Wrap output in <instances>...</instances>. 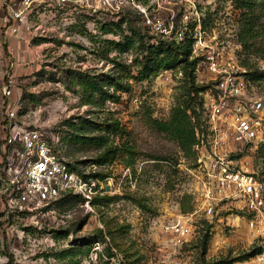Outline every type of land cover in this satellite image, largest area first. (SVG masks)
<instances>
[{"label":"rangeland","instance_id":"obj_1","mask_svg":"<svg viewBox=\"0 0 264 264\" xmlns=\"http://www.w3.org/2000/svg\"><path fill=\"white\" fill-rule=\"evenodd\" d=\"M39 2L32 3L29 9L33 10L30 16L33 22H42L44 26L50 23L59 33L47 40L53 46L43 52L44 62L16 82L12 65L0 62V264H215L236 260L257 248L264 249V235H257L250 228L251 215L224 204L213 219L196 212V192L200 187L193 175L196 158L186 157L174 141L151 127L150 119H169L183 85L180 69L163 71L147 81H132L131 93L123 94L120 103H107L105 112L99 113H95L99 109L81 105L79 88L69 90L67 86L69 71L81 69L100 75L112 68L103 59L104 44L120 37L113 33L104 35L103 28L123 17L137 28L142 27L143 16H138L140 11L135 6L143 3L137 0ZM195 2L197 10L206 14V18L211 17L209 27L216 28L225 41L234 44L238 60L247 72H264V45L256 47L254 52L242 53L239 43L242 18L232 2ZM23 3L29 8L25 0ZM167 7L169 10L162 13L166 23L171 16L180 18L184 14L179 6ZM10 11L11 15L13 10ZM1 22L2 19L0 25ZM196 77L199 86H207L208 77L203 68L197 66ZM11 81L14 82L12 95L20 99L14 123L24 129L42 130L62 156L80 171L89 168L93 173L96 167L92 161L97 156L93 149L71 139L77 134L72 125L80 123V118L98 123L110 112L130 133L129 142L136 152L134 162L126 156L100 171L110 176L99 181L111 187L109 194L104 195L113 198L111 202L93 205V212L74 196L61 198L50 209L29 210L7 205L11 189L6 183L2 148L10 131L7 106L11 100L5 96L4 89ZM254 84L255 93L264 99V80ZM199 129L203 130V126ZM241 158L249 161L256 172L264 171V156L259 150L246 149ZM128 161L133 162L129 167ZM138 202L145 207H140ZM182 203L188 210L193 207V211L184 214ZM179 223L189 225L192 230L188 243H178L179 237L172 230ZM99 231L107 235V242H97ZM207 232L210 240L205 248L203 238ZM73 246L81 248L76 257L62 260V252ZM254 259L236 264L252 263Z\"/></svg>","mask_w":264,"mask_h":264},{"label":"built area","instance_id":"obj_2","mask_svg":"<svg viewBox=\"0 0 264 264\" xmlns=\"http://www.w3.org/2000/svg\"><path fill=\"white\" fill-rule=\"evenodd\" d=\"M25 4L29 2L25 0ZM167 6H179L184 14L180 18L173 15L166 23L162 13L169 10ZM135 7L143 16L144 26L154 35L177 43L190 42L191 58L198 59V67L208 77L207 90L201 94L204 131L202 135L198 133L199 143L194 148L193 175L200 186L196 212L213 219L221 205H230L251 215L250 228L263 236L264 171L256 172L241 154L246 149L255 152L264 144V99L255 93V84L239 62L234 44L225 41L216 28L205 26L206 14L197 10L195 0H150L147 5ZM2 22L22 39L21 28L28 25L29 18L24 12L13 10ZM13 86L11 81L4 89L11 100L7 106L10 131L2 148L6 183L11 189L7 205L50 209L61 198L74 196L93 212L95 198L108 195L111 187L108 191L107 184L93 178L89 168L73 170L39 128L24 129L14 123L20 99L13 97ZM172 230L179 237L178 243L190 241L189 225L179 223ZM254 262L264 264V252Z\"/></svg>","mask_w":264,"mask_h":264},{"label":"trees","instance_id":"obj_3","mask_svg":"<svg viewBox=\"0 0 264 264\" xmlns=\"http://www.w3.org/2000/svg\"><path fill=\"white\" fill-rule=\"evenodd\" d=\"M137 1L147 5L150 0ZM219 1L232 2L235 9L241 13L242 30L239 35V43L243 49L242 53L254 52L256 47H262L264 45V0ZM138 16L141 17L142 14L138 13ZM126 19L125 17L120 18L117 22L109 26L105 25L103 28L104 35L113 33L120 37L118 41L107 40L104 44L103 59L112 64V68L100 75L81 69L67 72L69 90L79 88L78 93L81 96L82 106H89L91 110L99 109L95 113L105 112L103 110L107 103H120L123 94L131 93L132 81L143 82L158 76L163 71L180 69L184 76L183 85L169 119L166 121L150 119V123L155 131L174 141L186 157L196 158L194 148L199 143L198 133L202 135L204 131V129L201 131L199 129L204 126V103L201 94L207 90V86H199L196 83L198 59L191 58V43H177L163 39L154 35L148 27L144 26L142 19V27L139 28L134 26L131 20ZM208 19L210 20L211 17L208 16L206 19V27L211 23V20L208 21ZM113 52L115 55L111 56ZM125 55H131L132 58H124ZM242 63L245 66V63ZM247 75L253 83L264 80V72H254L253 74L248 72ZM79 121L80 123L72 125L77 134L73 135L71 139L73 142L97 152L96 158L92 161V165L96 167V172L91 174L93 178L98 180L109 178L110 176H104L100 171L111 167L120 158L129 156L134 162L136 152L134 145L129 142L130 133L110 112L98 123L84 118H80ZM48 140L53 143L49 138ZM119 140L120 143H118ZM124 140L126 141L124 142ZM261 147L259 152L264 156V144ZM56 150L59 151L58 148ZM133 162H126L127 166H131ZM70 165L73 170L81 172L77 165ZM112 199L108 196H98L93 205L111 202ZM138 205L142 208L145 207L139 202ZM181 209L184 214H188L194 208L188 210L182 203ZM106 236L103 231H99L97 242H107ZM209 240L210 234L207 232L203 238L205 248ZM79 249H81L80 246H73L62 252L60 257L62 260L73 259ZM263 252L264 249L261 247L236 260L221 261L215 264H236L255 258ZM110 257H114V254H111Z\"/></svg>","mask_w":264,"mask_h":264},{"label":"crops","instance_id":"obj_4","mask_svg":"<svg viewBox=\"0 0 264 264\" xmlns=\"http://www.w3.org/2000/svg\"><path fill=\"white\" fill-rule=\"evenodd\" d=\"M1 1L0 20L10 15L11 9L22 11L29 18L28 25L21 28L22 39H20V35L12 33L9 26L2 24V22L0 25V62L2 64L9 62L8 64L12 65L13 77L16 82L21 76L29 75L33 69L39 67V64L44 62L41 58L43 52L49 51L53 46L52 42L47 40H52V36L59 33L55 31L50 23L49 26H44V24L41 25L42 22L38 24L33 22V19L30 17L33 10L29 9L31 5L33 6L39 0H27L30 5L29 8L24 5V0H8L10 4L20 6L21 8ZM13 23L15 24V22Z\"/></svg>","mask_w":264,"mask_h":264},{"label":"water","instance_id":"obj_5","mask_svg":"<svg viewBox=\"0 0 264 264\" xmlns=\"http://www.w3.org/2000/svg\"><path fill=\"white\" fill-rule=\"evenodd\" d=\"M107 190H108V191L110 190V186H107Z\"/></svg>","mask_w":264,"mask_h":264}]
</instances>
